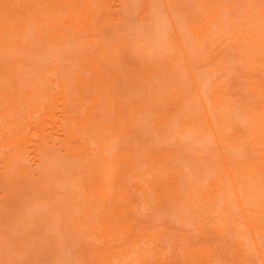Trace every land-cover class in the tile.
Here are the masks:
<instances>
[{
	"label": "bare ground",
	"instance_id": "obj_1",
	"mask_svg": "<svg viewBox=\"0 0 264 264\" xmlns=\"http://www.w3.org/2000/svg\"><path fill=\"white\" fill-rule=\"evenodd\" d=\"M4 1L6 3H3V6L0 5V15L6 13L8 10L11 15L5 18L6 21L3 26H6V34L8 36L13 39L17 36L20 38L17 47L21 53L32 56L26 51L29 47L34 46V44L24 43L26 41L30 42L29 35L38 39L37 45L47 44L46 46L50 49H48L49 53L58 46L60 48L62 46L65 49H68L69 46H76V49L82 48L84 50L83 54L79 55L76 59L71 58L75 61L73 62L71 60L73 62L72 64H74L72 65L70 63L71 67L75 66L76 60L77 62L80 61V66L76 65V68L69 67L71 73L65 75L59 74L58 72L51 73V76L54 75L53 81H58L59 83V90H56L53 86L50 87V96L53 102L55 101V103L58 104L61 114L63 113L64 119H66V121H63V125H61L62 130L73 136V141L84 146L86 145V147L78 149L77 152L70 155L71 158L73 157V160L77 162V165L81 166L79 169L82 172L81 174L84 175V177H81L82 179L77 178L79 179V183L82 180L81 185L83 187H79L77 185L79 183L76 180V185L83 190V193L80 192L81 190L79 188H76L79 191H72H74L73 201L75 202L78 200L81 202L82 199L81 203L86 207L84 206L85 208L82 207L80 209L82 212L79 211V217H81L80 223L79 217H73L74 221L72 220V223L70 222L68 227L70 231L68 233H73V237L81 239V237L84 236V239L87 238V240L85 239L87 241L86 244L83 238L84 241L78 240V242L82 243H79V245H81L79 247L81 251L79 252L78 249L79 253L76 254L78 256H76L77 260L80 261L78 263L91 264L96 259L97 262L109 264L107 262L109 255L105 254L108 252L109 248L117 243L118 250L114 251L113 254L117 257L121 256L123 259L132 258L130 264H185L179 260L180 253H175L171 248L173 241L170 242V248L159 244L162 237H168L173 234L155 230L150 225V222L153 223V221L149 218V215H153L157 219H165V216L171 214L169 213L170 210H167L166 207L174 206V208H177V206H179L182 212H175L169 215L170 221L176 219V221L174 220L176 224L180 223L181 226L188 225L187 227L191 224L197 230L199 222L209 216L212 218L213 222L210 221L206 224V227H208L207 232L215 235L216 238H220L222 240V245H224L222 253H220L218 248L208 249L205 255L210 256H198L195 257V259L190 258L187 260L186 264H218L220 258L223 259L224 264H255L257 260L252 262V256H257L258 259L261 260V264H264V187L263 189H259L260 181L264 179V157L261 161L257 159L251 160L247 168L242 171L240 166H234L227 162L224 156L226 147L228 145H233L234 147H243V150L247 152L249 157H255L252 147L261 139L264 132V119L259 113V109L264 108V95L261 93H251L249 96L253 100L250 97H248V100L251 99L253 102H248L247 99L244 100L243 98L241 100L227 101L226 96L223 94V87L219 86L217 89L213 88V92L206 90L205 95H207L208 92L210 93V95L208 93L210 105L208 104L207 106L199 103L200 106L196 101L198 109L199 107L201 109H199L198 115L192 114L191 116L185 111L187 105L190 106L192 102L194 103L195 101L194 98L190 99V96L195 95L194 97L199 99L206 98L203 94L205 88H202L201 82L196 81L195 86H193L196 93L191 90L192 92L190 91V94H188L190 96H188L186 93H181L182 88L177 85V90L172 94L169 93L168 96H165V93H162L163 99L166 100V102L170 100V102L179 103L180 106L167 118L163 128L156 127L158 133L152 129L154 124L151 119H143V121H140L138 115L129 108L117 106L115 102H112L109 108H107L108 104L106 103L108 101L102 93L103 90L106 91L111 89L112 92H118L124 97L134 94L147 98L149 94L148 89L153 88V81L164 78L163 81H165V83L170 82V84L175 87V81L181 77V72L189 69L191 65L193 66L194 61H196V64L200 59H208L212 62V65L215 66H220L222 64L226 66V63L234 62L237 59V55L241 56L243 54L250 65L257 64L255 62V60H257L261 69L264 70V0L258 2L251 0L243 10L240 2L235 4L237 12L243 11L247 17L249 16L247 21H249L250 24L248 23L246 25L243 29V33L242 28L239 29V33L235 37L237 40L231 50L232 55L226 52V47H221L224 38L220 36L216 39L214 38L213 32H211L209 22L212 18H216L217 15L215 16L209 0H160L161 2L156 0L157 3L163 4L162 8L159 6L161 4L155 3L154 0H134L141 3H135L138 4L136 6L143 5V8L135 7L133 0H125L124 2L123 0H98L96 2L91 0L87 3V7L84 6V0H52L51 5L42 11L38 9L41 7L39 0H30V2L32 1L30 6V2L25 6L22 1L18 0ZM16 1L20 8L12 6ZM129 1L133 4L130 8H137V11L139 9L141 11L142 8L141 14H139L140 11L137 13L140 17L136 16L135 12L137 11L134 10V8L128 10L131 4ZM122 2L128 7V11L126 12L131 13V17L128 16L131 18V20L129 19L130 21H125L126 16L130 15V13L124 14L126 8L124 5V8L122 7V4H120ZM188 4L190 6H187ZM28 6L29 8L26 10ZM156 7H158V9H163L161 13H159L160 11L158 12ZM111 8L113 12H111ZM188 8L192 9L188 10ZM115 10L120 11H117L119 14H115ZM122 10L124 12L121 13ZM133 10L134 12H131ZM13 12H15V14ZM157 12L160 15L167 13L166 16L162 15L163 18L167 17V19H163L165 24L168 20L167 26L169 27H166V30L163 28L161 29V24L159 27L158 23L162 21L161 19L160 22L155 21V19H157L155 18ZM12 14L14 16H12ZM132 15L135 19L139 18V20H133ZM120 19L121 21L124 20V22H120ZM177 20L180 22L178 23ZM223 23L224 22L221 23L222 29L224 26ZM251 23H255L256 26L258 24V27L261 25L262 27H251L253 26ZM184 24H187V27ZM178 27L185 32H182ZM260 28L262 30H260ZM141 30L143 32L142 35H145L146 38L141 35ZM165 32H168L167 35ZM227 33L234 34L230 30L229 32L227 30ZM138 34L142 36V38L140 36L142 41L140 38L134 39L135 41L139 39V41L143 42L145 40V42L139 43L140 45L136 44L137 42L134 44L133 42L135 41L131 42L132 37H130V35L139 36ZM117 35H119L120 38H122V35H126L127 37L120 39L122 42H120L118 38L116 41L119 42L116 43L118 45H115L117 46L115 47L113 46L114 44L111 43V39L112 42H114L113 38L117 37ZM164 35L167 36V40L166 37L162 38ZM128 36L130 38H128ZM159 37L160 42L165 39V42L163 41L161 43L162 46H160V42H158ZM56 39L60 40L58 45H55L54 40ZM128 39L131 40L128 41ZM96 43L101 44V51L99 53L92 50L93 47L96 46ZM131 43L133 44L131 45ZM127 44H130V47ZM49 45H52V49ZM133 45H138V47ZM243 45H246L244 52L237 53L235 46ZM159 46L160 48H158ZM162 47L165 48L160 50ZM70 49L73 51L75 48ZM135 49L137 51L135 53L137 54L133 52ZM124 50L126 51L124 52ZM127 50L133 54H130ZM192 51H198V55H202V57L199 58L198 56V58L195 57V60L192 59ZM119 52L120 55H118ZM187 53L189 55H187ZM50 54L54 53L52 52ZM121 55L124 58H127L126 55L130 57L133 55L135 57L133 61H129V56L127 59L125 58V60ZM94 60L100 62V65L93 64L92 62ZM122 60H125L126 63ZM68 61L71 62L70 59ZM22 65L23 64L19 65L18 62L9 64V66L13 68L22 67ZM234 65L236 66L237 64L234 63ZM243 66L246 68L245 64H243ZM86 68L90 69L91 73L100 80L101 88L87 87L88 90L89 88L91 89L92 98L96 100L95 104H97V107L92 109L86 100L81 99L80 108L85 117V121L78 123L82 126V131L75 132L72 129L73 125L69 119V114L65 112L68 111L69 98L76 94L74 93L76 89L73 86L75 83L81 82L83 70ZM99 68L104 69L102 75H104L105 78H101L96 74L95 69ZM72 72L74 75H72ZM73 76L78 77L76 82ZM214 83L218 84L217 81H214ZM83 84L89 86L87 82H83ZM119 85H121L122 88L117 87ZM116 88H119V90ZM191 93L195 94L191 95ZM156 95L159 96V92ZM156 95L152 97L153 109H157L159 106L158 96ZM230 108L233 109L234 115L240 117V122L234 121V119L228 116L231 111ZM153 109L147 108L145 111L151 113ZM189 114L191 113L189 112ZM126 117L128 118V125L121 127L122 124L120 120ZM162 117H165V115H162ZM45 120L49 122L54 120L51 108L48 110V113H45L44 119L41 121L30 119L29 122L25 124L9 129L2 140H0V151H5L6 149L10 150V152L5 153L3 155L4 157H2L4 160L2 169V174L3 176L5 175L4 181L9 173L8 170L10 166H15L17 164L20 165L19 171L21 176L22 173L24 178H27V174L31 175L30 173H26L30 170V165L27 163L29 166L23 167L24 165L21 164L25 156L27 157V146L31 142L32 145L35 143L34 146L37 149V153L39 152V155L40 151H42L41 155L49 153L43 151L49 147L48 145L50 143V145H52V142H48L50 138L41 124ZM102 121H109L110 127H107ZM210 124H212V126H210ZM141 125H143L142 128ZM145 126L146 129L144 128ZM204 129L210 133L209 135L212 136L218 147H220L219 149L224 157L222 163H217L219 168L216 164H210L217 168L215 167V176L207 178L208 182H206L205 178L203 181L202 179L200 180L202 182L199 181L200 176H203L202 171H205L202 166V168L199 167L200 165L198 166L199 169H202L198 171V173H189L193 175L191 179L189 178L190 175L186 177L188 172L183 171L180 166H170L171 169L175 170V172H171L164 167L166 161L163 158H161V162L159 161V156L155 153V145H153L151 141L145 144V136L148 134H156L158 139L162 140L161 134H166L168 132L188 135L192 133H201ZM112 134L114 137H110ZM204 135H206V133ZM35 137L38 142L35 141ZM38 138H40V140ZM107 138L119 140L118 144L115 145L116 149L113 150L111 146L107 149L103 148ZM152 138L153 137L150 139ZM195 138L197 139L196 135ZM208 138L210 137L208 136ZM205 139H207V137ZM41 141H43V143ZM89 145L90 149L88 151ZM49 154L48 157H50ZM207 164L206 166L208 167L209 165ZM116 176H124L120 180V183H123L124 180L136 182L140 178L144 179L143 184L137 187L136 190L143 199L142 203L145 206L143 205L142 207H144L145 210L143 209L144 211H141L138 207H134L132 212H134L136 216L130 223L127 219L122 217H119L118 225H115V223H97L91 218L92 212L89 211V208L90 203L92 201H97L98 196L105 197L106 200H108L109 197L112 198L114 194L117 196L121 195L123 198L126 195L132 196V194L126 192L122 186L110 181L115 180ZM0 180H2V178H0ZM186 180L189 184H187ZM77 192L83 195V197L81 195V199H77V195L80 196V193ZM228 195H232V198L229 199L230 196ZM22 197L24 196L22 195ZM73 201L72 203H74ZM78 201H76V204ZM153 201L157 204L154 207ZM231 202L236 204L235 210L233 209L234 212L232 211L233 215L229 210ZM52 211L54 212V210ZM125 212H127V210L122 208L121 214ZM236 212L238 213V218L241 219L240 221H237L235 217V220L233 219V216L237 214ZM158 216L161 217L158 218ZM74 223L77 224L75 225ZM71 224L73 227L70 226ZM101 226L104 227L103 234L99 231ZM242 227H244V231H241V229H243ZM225 228L228 229V233L222 234L226 231ZM80 231H83V236L79 233ZM74 233H76L77 236L74 235ZM22 236L24 235H21V237ZM78 236L81 237L79 238ZM178 237L183 238L181 235ZM31 240L32 239H30L29 242L26 240L28 245ZM19 241H21V238H19ZM31 242L33 243V241ZM111 242H114V244H111ZM28 245L27 247L24 246V248H28L26 250L29 251L31 247ZM90 246L96 247L95 249L97 252L100 251V253L92 256L91 253L87 252L86 257V249L91 250L89 248ZM19 250L18 253H21L23 249L20 247ZM33 252L32 250L26 253V251L23 250V253H26L23 264H41L38 262L37 255L35 254L36 252ZM83 257L85 258L83 259Z\"/></svg>",
	"mask_w": 264,
	"mask_h": 264
},
{
	"label": "rangeland",
	"instance_id": "obj_2",
	"mask_svg": "<svg viewBox=\"0 0 264 264\" xmlns=\"http://www.w3.org/2000/svg\"><path fill=\"white\" fill-rule=\"evenodd\" d=\"M18 1H22L25 6L30 2V0H18ZM89 1L91 0H84V6L87 7V3ZM92 1L96 2L98 0H92ZM124 1L125 0H123V2ZM209 1L211 2L210 5L212 6V9L214 10L215 16L217 15L216 18H212V20L209 22L211 32H213L214 38L216 39H218L220 36L224 38V41L221 43V47L222 48L226 47V52L232 55L231 50L233 49V45L237 40V38L235 37L239 33V29L242 28V33H243V29L249 23V21H247V18L249 16L247 17V15L243 11L237 12L235 8V4L237 2H240L242 5V10H243L245 6L251 2V0H209ZM253 1L258 2L260 0H253ZM39 2H40L41 7L38 9L39 11H42L46 7L51 5L52 0H39ZM123 2L120 3L122 4V7L124 5ZM154 2L157 3L156 0H154ZM159 2L161 1L159 0ZM3 3H6V2L4 0H0L1 6H3ZM31 3L32 1L30 2L29 6L31 5ZM129 3H131L129 8L133 6V4L135 3L141 4L139 1H134V0H133V4L130 1ZM157 4H161V3H157ZM136 5L138 4H135V7L143 6V5H140V6H136ZM162 5L163 4L159 6L162 8L163 7ZM12 6L16 8L17 7L20 8L18 6L17 1ZM29 6L26 8V10L29 8ZM187 6H190V5L188 4ZM125 8L126 10L123 9L125 12L122 10L121 13L122 12H124V14L130 13L126 11L133 9L134 7L128 10H127L128 8L127 6H125ZM142 8H141V11H142ZM156 8L158 9V7ZM136 9L137 8H134V10ZM159 9H158V12L160 11L159 13H161L163 9H160V10ZM190 9L188 8V10ZM134 10L131 12H134ZM117 11L116 10L114 11L115 14L117 13ZM138 11H140V9ZM138 11L135 12L136 16H139L137 14ZM141 11L139 12V14H141ZM111 12H113L112 8H111ZM158 12H157L156 17L154 14V17L157 19L155 18L154 19L155 21H158V22L162 20L160 23H158L159 27L161 24V29L163 28L164 30H166V27H169L167 26L168 20L165 24L164 20L165 18L167 19V17L163 18L162 15L166 16L167 13L160 15ZM13 13L15 14V12ZM10 15L11 13L9 12V10L6 13H3L0 15V72H1L0 74V140H2V138L5 136V133H7L9 129L25 124L29 122L30 119L41 121L42 119H44L45 113H48V110L50 108L52 109V115H53L54 120H52L51 122L45 120L44 122L41 123L43 126V129L46 131V134L50 138V141L48 140V142H52V145H50L51 144L50 143L48 145L49 147L46 150H43L44 152H49V153L51 152L50 154L48 153L50 157H48L47 153H44L43 155H41L42 151H40V155H41L40 156L38 154L39 152L37 153V149L34 146L35 143H33L32 145L31 144L32 142H31L27 146V151H28L27 157L25 156V159H23L25 161L22 160V163H21L24 165L23 167H27L28 164L30 165V166L28 165L30 170L27 171L26 173H30L31 175L24 174L27 176V178L26 177L24 178L23 173H22V176L20 175V171H19L20 165L17 164L15 166H10L8 170L9 173L6 176L5 181H4L5 175L3 176L2 174L4 160L2 157H4L3 155L5 153L10 152V150L6 149L5 151L4 150L0 151V153L2 152L0 154V178H2V180H0V264H23L26 258L25 254L32 250L36 252L35 254L37 255L38 262L41 264H79L78 262L80 261L77 260L78 256L76 254H78L81 251V249H79V247L81 246L79 245V243L81 242H78V240L84 241L85 239L87 240V238L85 239L83 238L84 237L82 234L83 231L79 232L82 234L80 235L83 236V237L80 236L81 239H77L73 237L72 236L73 233L72 234L68 233L70 232L68 230L69 229L68 227H69L70 222L72 223L73 217L74 218L79 217L80 209L82 207L83 208L86 207L85 205L84 207L83 203H81L82 202L81 198L83 197V195L80 192L83 193V190H81V188L79 187H83L81 185L82 180L79 183L78 181L79 179H77V178L82 179L81 177H84V175L81 174L82 172L79 169L81 166L77 165V162L74 161L73 160L74 158L73 157L71 158L70 155L74 152H77L78 149H82L86 147V145L84 146V145L79 144L78 142L73 141L72 140L73 136H71L70 134L62 130L61 125H63V121H66V119H64L63 113L61 114L58 104H56L55 101L53 102L50 96V87L53 86L56 90H59V83L58 81H53L54 75L51 76V73L58 72L59 74H62V75L71 73L69 70V67L72 68L73 66L71 67L70 63L72 64L73 62H75L73 60L76 59L79 55H82L84 50L82 48L76 49V46L75 47L69 46L68 49L63 48L62 46L61 48L59 46L56 47L55 45H58V43L60 42L59 39H56L54 40L55 41L54 46L56 47L54 49L55 51L54 50L50 51V53L53 52L54 54H50L48 52L49 48L46 46L47 44L37 45L36 43L38 39L29 35L30 42L26 41L24 43L34 44V46L29 47L26 51L32 56H29L26 53H21L17 47L20 38L17 36L15 37V39H13L12 37L8 36L6 34V26H3L4 22L6 21L5 18L7 16L10 17ZM12 16L14 15L12 14ZM128 16L131 17V13L130 15H127L126 18ZM126 18H125V21L129 19L131 20V18L129 17L127 19ZM137 19L139 20V18ZM137 19L133 17V20L138 21ZM178 19H179V16H178ZM122 21L124 22V20ZM122 21L120 19V22ZM177 22L179 23L180 21L177 20ZM222 22H224L223 29L221 27ZM206 23H207V20H206ZM251 24L253 25L251 27H254V26L258 27V24L257 26L255 23H254L255 25L253 23ZM133 25H136V24H133ZM184 25L187 27V24H184ZM247 27H250V26H247ZM178 28L182 32H185L180 27ZM142 30L140 32L141 35L143 33ZM227 30L228 32L229 30L232 31L234 34L227 33ZM260 30L262 29L260 28ZM168 32H165L166 35ZM138 35L139 36L136 35L137 37L135 35L134 36L130 35V37H132L131 42L135 41L134 39L140 38L141 35L140 34ZM142 36L145 37V35H142ZM121 37L122 38H120L119 35H117V37H114L116 38V39L113 38V41L115 43L112 42V39H111V43L114 44L113 46L118 45L116 43H118L120 39H124L127 36L122 35ZM130 37L128 36V38ZM164 37H166V40H167V36L164 35L162 38ZM118 38H119V41H116L118 40ZM129 40L131 39H128V41ZM141 41H139L138 39V41H135L133 43L135 44L137 42L136 44H139V43L141 44L145 42V40L143 42ZM163 41L165 42V39ZM158 42H160V37H159ZM162 42H160V46H162L161 45ZM133 43H131V45ZM95 45L96 46H94L92 50L95 51L96 53H99L101 51L100 49L101 44L96 43ZM127 45H129L130 47V44H127ZM124 46H125V41H124ZM133 46L138 47V45H133ZM160 46L158 48H160ZM50 47L52 49V45ZM70 48H75V49L71 51ZM163 48L165 47H162L160 50H163ZM245 48H246V45L235 46V50L237 53L244 52ZM125 51L126 50H124V52ZM127 51L129 52V50ZM133 52L134 54H137L135 53L137 52L136 49L133 50ZM192 52H193L192 53L193 57L191 56L190 57L195 60V57L198 58L199 56L198 51L197 52L192 51ZM129 53L133 54L131 52ZM118 55H120V52L118 53ZM187 55L189 54L187 53ZM126 56L128 58L129 55H126ZM132 56L133 55H131V57L129 56L130 59L132 58L131 60L128 58L129 61H133V58L135 56L133 57ZM121 57L123 56L121 55ZM200 57H202V55H200L199 58ZM71 58H74V59L72 60ZM67 59L68 60L70 59V61L72 60L73 62L72 61L69 62ZM125 60H122V61L125 62ZM13 62H18L19 65L20 64H23V65L22 67H15V68L10 67L9 64L10 63L12 64ZM195 62L196 61H194L193 63L192 61L193 66L191 65L189 69L183 70V72H181V77L177 79V81H175V87H173L170 84V82L165 83V81H163L164 78H159L157 81H153L152 82L153 88L148 89L149 94L147 95V98H143L142 96H139V95L136 96L134 94L125 96L127 97L125 98L118 92H112L111 89L106 90V91L103 90L102 93L107 98V101H108L106 103L108 104L107 108H109V105L112 104V102H115L117 106L129 108L138 115L140 121H143V119L144 120L151 119L152 123L154 124V127H152V129L158 132L156 127L158 126L159 128H163V125L165 124L167 118L171 115V113L177 110L180 106L179 103L170 102V100H167L166 102V100L163 99L162 93L164 92L165 96H168L169 93L172 94L174 91L177 90L176 88L177 85H179L182 88L181 93H186L187 95L190 94L191 90H193V92L196 93L195 88L193 87L195 86L196 81L201 82L200 84L202 88H205V91L203 94H204V97L206 96V98L199 99L197 97H194L195 93H191V95L193 94L194 96L188 95L190 96V99H193V98L195 99L194 103L192 102L190 106L187 105V109H185L187 114L191 116L192 114L193 115L199 114V109H201L200 107L198 109L199 103H202L203 105H207V106L208 104L210 105V101H209L210 98L208 99V96L210 95L209 92H213L214 91L213 88L217 89V87L219 86L223 87V94L226 96L227 101L241 100L242 98L244 100L245 99L248 100V97H250L249 95L251 93L252 94L261 93L262 95H264V70L261 69L257 60H255L257 64L250 65L248 63L247 58L242 54L241 56L237 55V59L234 62L226 63V66L224 64L220 66L212 65V62L208 59L207 60L200 59V61L197 62L196 64ZM92 63L95 65H100V62H97V60H94ZM234 63H236L237 65L235 66ZM243 64H245L248 70L243 66ZM76 65L80 66V61L77 62L76 60L75 66L73 68H76ZM71 70H74V69H71ZM210 70L213 72H211ZM215 70L217 73L215 72ZM95 71L98 76H100L101 78H105V76L102 75L104 71L103 68L95 69ZM72 75H74L73 72H72ZM204 76H207L208 78ZM73 78L75 82L78 80L77 76H73ZM205 78L207 79L204 80ZM213 80L217 81L218 84L214 83ZM83 82H87L89 86H87L86 84H83ZM73 87L76 89V92H74L76 94H74L73 96L69 98V101H68L69 106L67 107L68 111L65 113L69 114V119L73 125L72 129L75 132H80L82 131V126L79 125L78 123L85 121V117L83 116V112L80 108V101L81 99L86 100L89 103V105L92 107V109H95L97 107V104H95L96 100L92 98L91 89L89 88L88 90L87 87L101 88L100 80L97 79L93 73H91L90 69L86 68L83 70L81 82L75 83ZM117 87L122 88L121 85ZM119 88H116V89L119 90ZM206 90L209 91L208 92L209 95L208 93L207 95H205ZM158 92H159V96L156 95L158 94ZM155 95L158 96L159 106L157 109L155 108L153 109L154 105H152L153 103L152 97H155ZM251 99L248 100V102L249 101L253 102L252 101L253 99L252 100ZM196 101L198 104L196 103ZM147 108H152L153 111L151 113H148L145 111ZM230 110L231 111L228 116L234 119V121L240 122V117L233 114V109L230 108ZM189 112L191 114H189ZM259 113L264 119V108L259 109ZM162 115H165V117H162ZM102 122L105 123L107 127H110L109 121L107 122L102 121ZM120 122L122 124L121 127L126 126L128 125V118L126 117L124 119H121ZM210 126H212V124H210ZM142 127L143 125H141V128ZM144 128L146 129V126ZM204 130L198 134L192 133L188 135L182 134V133L174 134L173 132H168L166 134H161L162 140L158 139L156 134H152V135L148 134L147 136H145L146 138L145 144L148 143V141H151L152 144L155 145V153L156 155L159 156V161L161 162V158H163L166 161L164 167L169 169L171 172H175V170L171 169L170 166H173V167L180 166L183 171L188 172L186 177L190 175L189 178L191 179V177L193 176L191 175L192 173L196 174L198 173V171L202 170L198 168V166L200 165L199 167L200 168L203 167L205 171H202L203 172V176L201 175L202 177L199 175L200 176L199 181L201 179L203 181V179L205 178L206 182H208L207 178L209 177L211 178L215 176L214 171L216 170L217 167L219 168L217 163L219 164L220 162L222 163L224 157H223L222 152L219 149L220 147H218V145L216 144L212 136L209 135L210 133L207 130H205L206 135H204L205 133L203 134ZM140 135L143 136L142 134ZM195 135L197 139L195 138ZM111 136L114 137L113 134L110 135V137ZM208 136L211 139L208 138ZM151 137L153 138L150 139ZM206 137L207 139H205ZM34 139L36 142H38L36 137ZM38 139L40 140V138ZM41 142L43 143V141ZM118 142L119 140H116V139L113 140V139L107 138V141L104 142L103 148L107 149L109 146H111L112 149L114 150L116 149L115 145L118 144ZM89 149H90V145L88 147V151ZM252 151L255 157H249L247 155V152L243 150V147H234L233 145H228L224 151V156L226 157L227 162L231 163L234 166H237V165L240 166L242 171L247 168V165L251 162V160L257 159L258 161H261L264 157V132H263L261 139H259L257 143L252 147ZM206 164L209 166L207 167ZM210 164H216L217 167L215 166L216 167L215 168L214 166H211ZM203 165L207 167L208 170ZM190 172L191 174H189ZM123 177L124 176H116L115 180H110V181L122 186L123 189L126 192L131 193L132 196L126 195L123 198V196L121 195L117 196L116 194H114L113 197L112 198L109 197L108 200H106L105 197L98 196L97 201H92L90 203V208H89V211L92 212L91 218L95 220V222L106 223V224L115 223V225H118L119 217H122L124 219H127L130 223V221H133V219L136 216V214L132 212V209L134 207H138L141 211L145 210V208L142 207L144 205L142 203L143 199L141 195L137 193V190H136L137 187H140L143 184L144 179L140 178L136 182L124 180L123 183H120V180ZM190 179H189V182H190ZM76 180L79 183L77 184L79 187L76 185L77 183ZM187 180L186 182L187 184H189ZM263 187H264V179L260 181L259 189H263ZM76 188H79L81 190L80 192H77V193H80V196L77 195L78 196L77 199H81V202L76 200L78 201V203L80 202L79 204L78 203L76 204V201L75 202L73 201L74 200L73 192L79 191ZM22 195L24 197H22ZM228 196H230L229 199L232 198V195H228ZM118 199H119V202H118ZM10 201H13V202H10ZM72 201L74 203H72ZM156 205L157 204H155L153 201V207ZM235 207H236V204H233L231 202V204L229 205V210L231 213L232 211L234 212ZM122 208L126 209L127 212L121 214ZM166 209L170 210L169 213L171 214L175 212H182V209L179 206H177V208H174V206L166 207ZM52 210H54V212ZM247 211H250V210H247ZM68 212H69V215H68ZM80 212H82V210ZM169 215L165 216V219L163 218L162 220H160L159 218L162 215L158 216L159 219H157L153 215H149V218L151 219V221H153V223L150 222V225L155 230H159L162 232H170L173 234L168 237H162L159 244L170 248V242L173 241L171 248L173 249L175 253L177 252L180 253L179 260L181 262L186 264L187 260L190 258L195 259V257H198V256H201V257L210 256V255H205V252L208 249L218 248V250H220V253L223 252L224 245H222V240L220 238H216L215 235L207 232L208 227H206V224L212 221V218H210L209 216L204 218L201 222H199L198 224L199 227L196 230L195 227H193V225L191 224H190L191 227L190 226L189 227L192 229L187 227L188 225L181 226L180 223L179 224L177 223L178 224L177 225L175 223L176 219H174L175 221L174 220L170 221ZM235 215L233 216V219L235 217L237 221L238 220L240 221L241 219L238 218V213ZM80 218L81 217L78 218L79 223H80ZM70 226H72V224ZM242 228L243 229H241V231H244V227ZM103 229H104L103 226L99 228V231L101 232V234L104 233ZM225 229L226 231H224L222 234L228 233V229L227 228ZM76 233H74V235H76ZM21 235H24V236L21 237ZM180 235L183 236V238L178 237ZM19 238H21V241H19ZM28 239L29 240L32 239L31 241H33V243L30 241V244L28 245L27 243V241L29 242ZM86 240H85V244L87 242ZM111 244H114V242H111ZM27 245L31 247L32 250L31 249L29 251L26 250L28 249L26 248ZM24 246L26 247L24 248ZM20 247L21 249L26 251V253H23V250H21V253H18L20 251L19 250ZM89 248L91 250L86 249L87 250L85 252L86 257H87V252L91 253L92 256L96 254L98 255L100 253V251L97 252V250L95 249L96 247L90 246ZM78 249H79V252H78ZM117 250H118L117 243L114 244L111 248H109L108 252L105 254V255H109L107 262L109 264H130L132 258L123 259L121 256L117 257L113 254V252ZM84 258L85 257H83V259ZM255 260H257L255 264L262 263L261 260H259L257 256L256 257L252 256L251 261L254 262ZM91 264H103V263L97 262L95 259L94 262H92ZM218 264H224L222 258H220V261L218 262Z\"/></svg>",
	"mask_w": 264,
	"mask_h": 264
}]
</instances>
